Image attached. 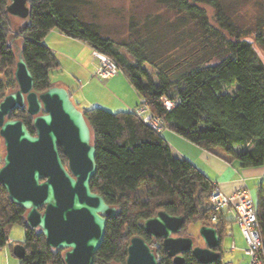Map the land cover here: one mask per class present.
Segmentation results:
<instances>
[{"label":"trees","instance_id":"16d2710c","mask_svg":"<svg viewBox=\"0 0 264 264\" xmlns=\"http://www.w3.org/2000/svg\"><path fill=\"white\" fill-rule=\"evenodd\" d=\"M8 3L0 0V100L17 87L18 54L10 41ZM90 3L29 0L30 17L16 37L22 39L20 51L36 92L56 85L52 75L61 64L44 43L56 30L109 56L167 128L241 168L264 167V60L256 49L264 50V0H157L156 11L130 17L127 35L120 40L85 18ZM83 112L97 148L91 188L117 207L94 264H126L133 236L150 243L160 264H176L162 239L144 229L145 220L162 210L186 217L179 235L192 236V223L216 227L221 258L210 264H224L227 220L222 213L217 222L211 219L212 181L175 154L163 132L152 129L135 110L91 107ZM9 118L23 120L35 134L26 106ZM255 198L264 242V179ZM26 214L0 183V247L9 244V228L18 223L25 228L21 244L26 253L20 264H66L62 250L50 247L41 230L27 224ZM184 258L182 264H202L191 251Z\"/></svg>","mask_w":264,"mask_h":264},{"label":"water","instance_id":"95a60500","mask_svg":"<svg viewBox=\"0 0 264 264\" xmlns=\"http://www.w3.org/2000/svg\"><path fill=\"white\" fill-rule=\"evenodd\" d=\"M7 12L17 18L30 17L29 0H9ZM17 89L0 101V135L6 153L0 166V183L11 201L27 210V224L40 229L47 244L65 249L66 264H94L101 247L108 218L117 207L94 192L91 180L97 172V148L84 115L63 86L55 85L38 93L34 77L22 52L14 72ZM26 106L33 116V134L26 123L9 115ZM62 153L67 157L65 164ZM183 215L159 211L144 222L146 233L163 240L164 249L176 264L192 252L202 264L221 258L216 227L202 225L203 245L192 236L179 235L186 224ZM13 253L25 256V246L15 244ZM126 264H160L154 248L144 238L133 236Z\"/></svg>","mask_w":264,"mask_h":264},{"label":"crops","instance_id":"0c3cea01","mask_svg":"<svg viewBox=\"0 0 264 264\" xmlns=\"http://www.w3.org/2000/svg\"><path fill=\"white\" fill-rule=\"evenodd\" d=\"M54 31L52 32L53 42L66 46V49H59L57 45H49L55 53L62 56L58 60L66 74L59 78L53 75L54 82L56 85L65 87L80 108L81 106L84 109L109 107L116 112L136 109L140 104V96L129 81L121 75L122 73L109 79H101L97 75L100 61L94 55L93 48L87 43ZM162 135L173 150L175 149L179 155L190 160L212 181L214 186L220 187L225 192H233L247 186L256 195L257 189L264 179V167L241 168L236 161L228 162L218 155L200 148L169 128L164 129ZM252 184L255 185L254 188ZM222 214L227 220L223 250L225 238L231 236L230 252L232 257L225 263L246 264L248 256L244 249L247 243L245 244V237L235 220V214L229 209L224 210ZM237 232L242 236L236 237ZM11 241L9 238V243Z\"/></svg>","mask_w":264,"mask_h":264},{"label":"rangeland","instance_id":"374dc122","mask_svg":"<svg viewBox=\"0 0 264 264\" xmlns=\"http://www.w3.org/2000/svg\"><path fill=\"white\" fill-rule=\"evenodd\" d=\"M157 9H158L157 0H91L90 6L84 8V13L86 19L95 20L99 22L105 34L112 36L114 39L120 40L121 38L127 35L128 24L130 21V17L132 15H136V17H141V16H145V14H147L148 12H153L156 11ZM209 12L210 14H212L211 9H209ZM11 18H12V32L10 35V41L13 43L12 45L14 46L15 51L18 54L22 49L23 42L21 38H17L16 36L19 30L26 23L27 19L17 18L13 16H11ZM52 32L55 31L54 30L51 31L44 38V43L48 46L57 45L59 49L60 48L66 49V46H62V44L60 43L56 44L55 42H53L54 35H52ZM256 49L258 51L259 56L264 60V50L258 47ZM56 56L59 59L62 58V56L59 53ZM61 68L54 71L53 73L54 77L59 78V77H64V75H66L65 71H63V68L62 69ZM147 68L151 70L149 66H147ZM53 75H52V79H53ZM121 75L125 77L123 74ZM16 89L17 87L14 90ZM14 90L9 91L8 93ZM75 104L79 109L81 110L84 109L83 106H81L80 108V106H78L76 102ZM104 109H107L112 112H116V110H112V108L109 107ZM173 151L175 152V154L179 155L175 149ZM5 153H6V149L4 145V140L0 135V166L3 163V158ZM252 187L254 188L255 185H253ZM200 227L201 226L199 222L192 223L189 226V232L194 238L195 244L203 245V240L199 235ZM9 236L12 240L11 243L7 244L4 248L0 247V263L20 264V259L17 258L13 253V248L11 247V245L21 243L24 240L25 238L24 226L18 223L11 225V227L9 228ZM237 236H240L238 235V232L236 233V237ZM230 242H231V236L226 237L224 244L225 262L232 257L230 252ZM245 244H246V240H245ZM62 252L64 254L65 249H63Z\"/></svg>","mask_w":264,"mask_h":264},{"label":"built area","instance_id":"2783aa9c","mask_svg":"<svg viewBox=\"0 0 264 264\" xmlns=\"http://www.w3.org/2000/svg\"><path fill=\"white\" fill-rule=\"evenodd\" d=\"M94 55L100 61V66L97 69L98 77L109 79L119 73L118 66L109 56L95 50ZM135 111L152 129L163 132L167 128L164 118L153 113L145 98H140V104ZM209 205L213 212L211 217L213 222H217L220 214L226 209L234 212L235 220L247 243L244 249L245 254L248 256L246 264H264V242L253 191L245 186L233 192H225L220 187L214 186L209 196ZM158 260L160 262V257H158Z\"/></svg>","mask_w":264,"mask_h":264},{"label":"flooded vegetation","instance_id":"af4514ba","mask_svg":"<svg viewBox=\"0 0 264 264\" xmlns=\"http://www.w3.org/2000/svg\"><path fill=\"white\" fill-rule=\"evenodd\" d=\"M62 155H63V153H62ZM66 165H67V163H65ZM163 241V240H162ZM163 243V242H162ZM66 251V250H65ZM64 254H65V252H64Z\"/></svg>","mask_w":264,"mask_h":264}]
</instances>
